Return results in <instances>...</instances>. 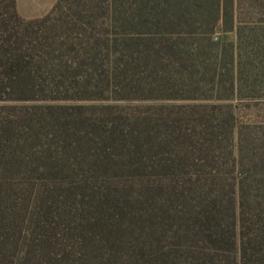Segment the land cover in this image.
I'll return each instance as SVG.
<instances>
[{
    "label": "rangeland",
    "instance_id": "obj_1",
    "mask_svg": "<svg viewBox=\"0 0 264 264\" xmlns=\"http://www.w3.org/2000/svg\"><path fill=\"white\" fill-rule=\"evenodd\" d=\"M145 1L149 0H0V165L12 169L4 186L9 189L6 194L11 193L9 206L15 211L22 206L20 242L28 236L27 221L37 208L41 184L29 168L47 161V148L58 164L73 162L62 152V144L51 140L56 121L67 129L80 119L100 117L104 125L114 121L119 134L149 132L157 138L170 130L184 132L190 113L196 120L197 112L213 111L206 119L224 112L229 123L218 131L227 136L220 143L221 162L230 166L235 157L249 175L264 172V19L254 24L241 15L240 33L223 32L204 21L173 29L154 25L156 20L141 8ZM13 9L23 22L10 18ZM43 18L47 19L40 22ZM126 43L133 45L136 58L128 59L126 72L109 79L116 53L124 51ZM167 43L178 45L175 52L181 58L170 55ZM142 44L150 48V55L139 52ZM95 54V62L88 59ZM74 57L83 70L90 69L89 80L79 75ZM59 60L62 66L56 68ZM27 180L36 191L25 188ZM61 201V196H47L51 214L44 223L55 228L58 244L51 248L52 262L62 257L61 264H71L81 259L75 240L78 208L76 199L71 200L66 216L59 208ZM61 232L73 237L61 243L56 236ZM33 259L40 263L36 256ZM18 263V257L13 259L12 264Z\"/></svg>",
    "mask_w": 264,
    "mask_h": 264
},
{
    "label": "trees",
    "instance_id": "obj_2",
    "mask_svg": "<svg viewBox=\"0 0 264 264\" xmlns=\"http://www.w3.org/2000/svg\"><path fill=\"white\" fill-rule=\"evenodd\" d=\"M141 8L156 20L154 25L173 29L204 21L223 32L240 33L241 15L254 24L264 19V0H149ZM10 18L23 22L15 9ZM142 46L139 52L150 55V48ZM176 47L167 43L170 55L180 57ZM132 48L126 43L116 53L109 79L126 72L128 59L136 58ZM95 56L87 57L95 62ZM72 60L79 75L89 80L90 69L83 70L77 57ZM61 66L59 60L56 68ZM196 114V120L189 114L184 132L170 130L157 138L149 132L119 134L114 121L104 125L100 117L90 118L92 123L80 119L67 129L62 121H52L51 140L57 139L73 162L58 164L47 148V161L29 168L41 184L37 191L28 180L25 184L36 191L37 208L27 221L23 242L17 237L22 206L19 211L9 206L11 193L4 187L12 169L0 165V264H12L17 257L18 264H38L35 256L39 264L63 262L62 257L52 262L51 248L58 243L55 228L44 223L51 214L47 196H61L59 208L66 216L76 199L75 240L81 259L71 264H264V172L249 175L235 157L230 166L221 162L220 143L226 135L218 131L229 123L227 113L214 119L204 117L213 111ZM228 138L235 139L234 131ZM228 154L233 156L232 151ZM233 172L238 177L232 178ZM56 236L61 243L73 237L64 232Z\"/></svg>",
    "mask_w": 264,
    "mask_h": 264
}]
</instances>
